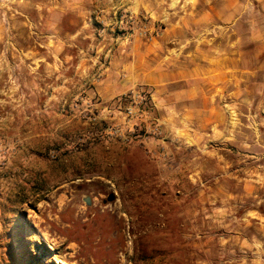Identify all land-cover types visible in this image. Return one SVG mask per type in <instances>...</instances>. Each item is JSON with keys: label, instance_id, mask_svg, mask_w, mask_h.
Masks as SVG:
<instances>
[{"label": "rangeland", "instance_id": "rangeland-1", "mask_svg": "<svg viewBox=\"0 0 264 264\" xmlns=\"http://www.w3.org/2000/svg\"><path fill=\"white\" fill-rule=\"evenodd\" d=\"M0 264H264V0H0Z\"/></svg>", "mask_w": 264, "mask_h": 264}, {"label": "crops", "instance_id": "crops-1", "mask_svg": "<svg viewBox=\"0 0 264 264\" xmlns=\"http://www.w3.org/2000/svg\"><path fill=\"white\" fill-rule=\"evenodd\" d=\"M113 35H110V37ZM116 40V39H115ZM120 40H124V39H118L117 41ZM138 42L140 43L139 49L141 50V40L139 39H135L133 41V43L135 44V46L133 47V56L135 55V57L133 58V62H127L120 60V58L116 59V62L113 61L112 63H110V65L105 66V68L103 67V70L105 71V73L109 74L107 77H105L99 84L98 87V93L101 95V97L107 101L118 97L121 92H118L117 89L122 86L123 84L121 83H117L115 81L112 80V75L113 74H119L121 73L123 70H128L129 73L131 74V77H129L130 81H134V84L136 83H141V84H150L153 85L154 87L158 88V87H164V88H168L171 86H174L177 83H186L185 81L187 80H192V79H196L195 81H189L192 82V87L196 86L199 84L200 87H196L195 90H191L188 92L189 96H187V98H191L194 99L193 95L194 93H197V91H199L200 94H204L205 93V89L201 88L202 85H206V80L205 76L207 75L208 70L206 68L201 67L200 65L194 63L193 67H189V66H185V67H181L180 69L177 70H173V72H170L169 74H166L165 71H163L162 69H153L152 65L150 63H148L147 68L146 66V62L147 60L145 59V55L140 54L138 52ZM125 42H123L122 44H124ZM143 50V49H142ZM141 50V51H142ZM119 52V51H118ZM115 56L117 54V51L115 52ZM194 58V57H193ZM191 58V61H195V59ZM196 62V61H195ZM151 65V66H150ZM39 67V69H38ZM38 67H33L30 66V69H32V72L34 71L35 73H39V77H42V69L45 70V72H47V69H57L56 66H51L52 68H48L47 66H43L42 64L39 65ZM156 70V71H155ZM235 71V70H234ZM146 72V73H145ZM223 72V71H222ZM221 72V73H222ZM240 72V70H239ZM111 74V75H110ZM153 74V76H151ZM236 75L233 74V77H235ZM222 78H225L224 73L221 75ZM203 81V82H202ZM233 81H236L235 78H233ZM129 83V82H128ZM130 87V85L125 86V89ZM29 91L27 92L29 94V101H30V105H34L31 97V93L34 91V87H33V83H31L28 86ZM45 89V86H42V84L39 85L38 88V92L39 94H41V92ZM124 89V90H125ZM39 102H41V100H38ZM207 101V99H206ZM160 105L161 107L164 106V100H160ZM185 101L184 99L181 97L178 104H184ZM29 105V106H30ZM203 106L205 109H203V111L206 113V106L207 103H203ZM32 116V114H30ZM30 115H29V119H30Z\"/></svg>", "mask_w": 264, "mask_h": 264}, {"label": "built area", "instance_id": "built-area-1", "mask_svg": "<svg viewBox=\"0 0 264 264\" xmlns=\"http://www.w3.org/2000/svg\"><path fill=\"white\" fill-rule=\"evenodd\" d=\"M149 93V92H148ZM135 97H137L136 99V101H137V103L139 104V105H141L142 107H144L145 106V104H146V101H147V95H144V94H136V96ZM152 132L154 133V135H156V136H159V135H161V130L159 129V128H157V127H154L153 129H152Z\"/></svg>", "mask_w": 264, "mask_h": 264}, {"label": "water", "instance_id": "water-1", "mask_svg": "<svg viewBox=\"0 0 264 264\" xmlns=\"http://www.w3.org/2000/svg\"><path fill=\"white\" fill-rule=\"evenodd\" d=\"M114 200V196H110L109 197V201H113ZM85 202L87 203V205H90L91 204V200L89 198H86Z\"/></svg>", "mask_w": 264, "mask_h": 264}]
</instances>
